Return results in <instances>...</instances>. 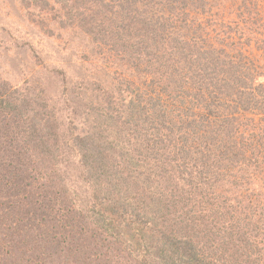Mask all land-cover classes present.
<instances>
[{
  "label": "trees",
  "instance_id": "obj_1",
  "mask_svg": "<svg viewBox=\"0 0 264 264\" xmlns=\"http://www.w3.org/2000/svg\"><path fill=\"white\" fill-rule=\"evenodd\" d=\"M228 2L74 3L99 50L145 74L135 123L122 122L139 135L126 150L108 134L70 138L74 177L50 143L52 120L19 114L25 127L0 136V264H264V190L241 183L257 149L243 138L258 128L264 170V74L251 58L264 0ZM7 92L0 126L14 110Z\"/></svg>",
  "mask_w": 264,
  "mask_h": 264
},
{
  "label": "rangeland",
  "instance_id": "obj_2",
  "mask_svg": "<svg viewBox=\"0 0 264 264\" xmlns=\"http://www.w3.org/2000/svg\"><path fill=\"white\" fill-rule=\"evenodd\" d=\"M76 1L79 0H0V85L2 93L7 89L6 96L12 98L14 106V110L1 112L0 136L3 132L8 134L9 127L12 133L25 127L19 114L36 126L52 120L48 130L56 135L50 143L62 147L58 158L63 162L61 168L74 177L78 175V160L70 147V138L108 134L110 141L129 149L130 138L139 135L138 128L122 122L130 118L135 123L132 108L138 105V88H146L139 83L145 74L131 75L129 69L126 73L124 59H115L107 48L99 50L101 41L97 42L78 22L83 9L74 4ZM228 1L229 5L234 2ZM256 22L252 24L256 40L252 43L255 54L251 58L264 74V55L256 49L257 41L264 38V14L260 25ZM260 81L264 85V78ZM136 112L135 119L141 115ZM116 123L123 125L122 132H118ZM258 129L252 132L254 137L248 133L243 138L247 154L253 143L257 148L254 160L248 154L241 164L244 194L248 189L255 194L264 190L259 137L255 136ZM84 188L80 185L81 191Z\"/></svg>",
  "mask_w": 264,
  "mask_h": 264
}]
</instances>
